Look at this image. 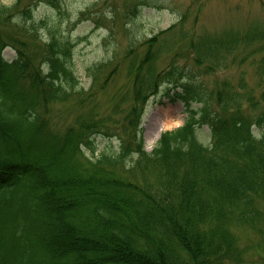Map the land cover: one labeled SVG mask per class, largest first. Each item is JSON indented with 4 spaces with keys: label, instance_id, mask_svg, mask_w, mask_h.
Masks as SVG:
<instances>
[{
    "label": "trees",
    "instance_id": "1",
    "mask_svg": "<svg viewBox=\"0 0 264 264\" xmlns=\"http://www.w3.org/2000/svg\"><path fill=\"white\" fill-rule=\"evenodd\" d=\"M12 9L0 6V18ZM225 32L223 41L183 33L186 58L214 74L244 43L245 63L257 41L264 77V31ZM159 39L143 40L144 55L107 110L89 93L60 132L49 126L51 104L86 92L74 42L50 29L46 71L29 74L19 49L13 62L2 57L0 31V264H264V90L224 83L216 92L176 64L159 70ZM161 94L187 117L149 153L143 117ZM205 127L207 144L198 137ZM98 138L108 142L100 154ZM235 223L254 233L246 245Z\"/></svg>",
    "mask_w": 264,
    "mask_h": 264
},
{
    "label": "rangeland",
    "instance_id": "2",
    "mask_svg": "<svg viewBox=\"0 0 264 264\" xmlns=\"http://www.w3.org/2000/svg\"><path fill=\"white\" fill-rule=\"evenodd\" d=\"M138 5H143L139 16L134 14ZM0 6L13 8L9 15L0 18L1 35L8 42L3 56L11 62L18 55L17 49L22 51L32 67L29 74L46 71L43 56L47 53L50 29L56 28L76 46L73 64L86 92L82 97L71 95L64 102L51 104L47 117L53 130L63 132L66 124L85 111L81 100L89 98V93H95L90 102L97 104L98 112L107 110L119 89L126 87L130 64L144 55L148 46H142L143 40L154 36L160 37L155 47L161 54L157 61L159 70L176 64L186 72L193 71L198 82L216 92L224 83L237 89L244 84L257 93L264 90V77L260 75L262 54L256 50L260 42L249 45L247 52L254 56L245 63H240L247 54L244 43V48L229 57L228 68L218 67L214 74L200 73L202 67L186 58L180 43L183 33L223 41L228 30L238 32L240 37L244 33L263 32L264 0H0ZM30 7L31 13L22 17V12ZM185 15L186 20L180 24ZM170 28L172 31L160 35ZM186 117L181 102H172L163 94L152 97L142 124L145 150L151 152L161 133L182 126ZM254 133L258 135L260 130L255 128ZM198 137L204 144L209 143L208 128L200 131ZM97 144L98 154L108 146L101 138ZM117 144L113 142V146ZM233 230L241 245L254 238V233L244 225L235 223Z\"/></svg>",
    "mask_w": 264,
    "mask_h": 264
}]
</instances>
